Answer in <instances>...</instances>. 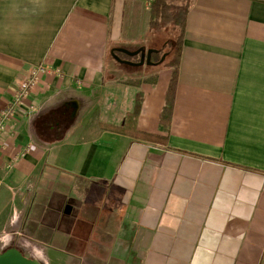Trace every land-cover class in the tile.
Instances as JSON below:
<instances>
[{"label": "crops", "instance_id": "crops-1", "mask_svg": "<svg viewBox=\"0 0 264 264\" xmlns=\"http://www.w3.org/2000/svg\"><path fill=\"white\" fill-rule=\"evenodd\" d=\"M189 3L163 128L171 66H148L152 80L104 68L108 45L140 49L149 0H0V116L30 70H46L0 133V251L264 264V0ZM138 92L136 129L157 138L99 127H123ZM57 106L70 126L41 140L34 119Z\"/></svg>", "mask_w": 264, "mask_h": 264}, {"label": "trees", "instance_id": "trees-1", "mask_svg": "<svg viewBox=\"0 0 264 264\" xmlns=\"http://www.w3.org/2000/svg\"><path fill=\"white\" fill-rule=\"evenodd\" d=\"M189 7H190V3L188 2L184 6V8L181 9L179 13L177 11L176 13H174L171 11L170 6L166 0H150V5H149L150 27H152L156 32H160L165 27V25H167V23L172 22V24H176L180 28L176 40L173 44V49L169 51L171 53V59L169 60L168 63H166L169 64V66H171L172 72L165 94V105L161 110L160 118H159V122L161 124V127L163 128L168 127L171 120V114L175 99V90L178 80V62L182 48V40L185 29V18ZM154 52H162V49L153 51L150 57V60L153 57H156L153 60L155 64L162 63L163 61L159 60V58H157L156 53ZM169 52L166 54V56L169 54ZM131 83L134 85H138L139 81L133 80ZM141 102H142V94L141 92H138L136 94L133 112L129 114L127 122L123 127L112 126L102 122L98 123L99 127L101 129H108L121 133H131L137 137H143L147 139L157 138L156 135L144 134L136 129L135 119L140 111ZM69 110L70 109H66L64 106H57L38 115L33 122L36 135L41 140H45V141H54L61 139L64 132L70 126V123L68 122V115L70 113ZM57 129H60V135H55Z\"/></svg>", "mask_w": 264, "mask_h": 264}, {"label": "rangeland", "instance_id": "rangeland-1", "mask_svg": "<svg viewBox=\"0 0 264 264\" xmlns=\"http://www.w3.org/2000/svg\"><path fill=\"white\" fill-rule=\"evenodd\" d=\"M166 1L169 4L172 12L176 13L177 11L179 13L181 9L184 8V6L190 0H166ZM179 30L180 28L178 25L172 24V22H169L167 23V25H165V27L160 32H156L151 27V29L148 30V33H145V38H142V43L140 45L142 48H144L145 52L150 48L158 49V50L162 49V52H154V53H156L157 58H159V60H162L163 62L160 64L157 63L153 65L152 67H157V66L166 67L165 66L166 63H168L169 60L171 59V53L169 51L173 49V44L176 40ZM116 48H119V47L114 46V45L107 46V49L105 52V66H104L107 74L119 77V80H122L121 77L123 76L125 72H138L141 74V76H143L142 78L146 80H152V78L155 77L154 76L155 74L150 72L152 67H148V66H151L152 64L143 63L139 66H131V65L118 61L115 57L117 56L122 59L125 58V59H130L131 61H138L139 53L130 56L121 51H118ZM128 50L134 51L136 50V48L134 46L133 49H128ZM168 52L169 54L166 56ZM155 58L156 57H153L150 61L153 62ZM153 69H156V68H153Z\"/></svg>", "mask_w": 264, "mask_h": 264}, {"label": "water", "instance_id": "water-1", "mask_svg": "<svg viewBox=\"0 0 264 264\" xmlns=\"http://www.w3.org/2000/svg\"><path fill=\"white\" fill-rule=\"evenodd\" d=\"M116 49L130 56L140 53V59L138 61H131L130 59H125V58L122 59L115 56L118 61L133 66H139L143 63L155 64L154 62L150 61V57L153 51L158 50V49L150 48L145 53L144 48L142 47L134 51H130L122 47ZM145 54H146V58L144 57ZM0 264H43V263L35 257H29L25 255L16 246H8L0 251Z\"/></svg>", "mask_w": 264, "mask_h": 264}, {"label": "built area", "instance_id": "built-area-1", "mask_svg": "<svg viewBox=\"0 0 264 264\" xmlns=\"http://www.w3.org/2000/svg\"><path fill=\"white\" fill-rule=\"evenodd\" d=\"M45 71V67L37 65L30 70L27 78L20 83L19 89L15 94L14 102H12L0 116V133L5 128L7 120L14 115L15 102H18L26 97L29 89L37 83L40 75Z\"/></svg>", "mask_w": 264, "mask_h": 264}, {"label": "flooded vegetation", "instance_id": "flooded-vegetation-1", "mask_svg": "<svg viewBox=\"0 0 264 264\" xmlns=\"http://www.w3.org/2000/svg\"><path fill=\"white\" fill-rule=\"evenodd\" d=\"M124 53V52H123ZM146 53V52H145ZM144 57L146 58V54L144 55ZM140 59V53H139V57H138V60ZM146 60V59H145Z\"/></svg>", "mask_w": 264, "mask_h": 264}]
</instances>
